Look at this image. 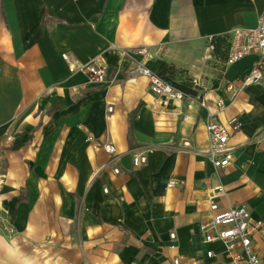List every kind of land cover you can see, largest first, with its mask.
<instances>
[{
  "label": "crops",
  "instance_id": "crops-1",
  "mask_svg": "<svg viewBox=\"0 0 264 264\" xmlns=\"http://www.w3.org/2000/svg\"><path fill=\"white\" fill-rule=\"evenodd\" d=\"M261 17L264 0H0V264H222L200 224L240 205L264 264V69L242 85L255 55L228 63L211 45ZM64 54L101 63L104 81ZM164 62L194 96L150 91L136 67ZM209 116L241 122L223 168Z\"/></svg>",
  "mask_w": 264,
  "mask_h": 264
},
{
  "label": "built area",
  "instance_id": "built-area-1",
  "mask_svg": "<svg viewBox=\"0 0 264 264\" xmlns=\"http://www.w3.org/2000/svg\"><path fill=\"white\" fill-rule=\"evenodd\" d=\"M229 48L226 61L228 63L236 62L246 55L254 54L255 59L247 75L242 80V85L258 83L263 78L264 69V17L259 19L257 26L253 29L238 28L228 35ZM144 56H149L145 48L138 50ZM62 57L68 62L71 72L80 71L86 74L90 83H102L104 81L105 67L95 61L89 63H80L71 60L68 55ZM136 70L145 76L149 83V89L158 96L180 99L184 93L175 88L172 84L159 77L155 71L144 65H137ZM202 105L205 106L204 103ZM216 105L223 107L222 100H218ZM110 110V108H109ZM241 122L238 119H231L226 124L217 121L212 116L208 117L205 129L208 135L207 155L210 157L215 168H223L231 162L233 155L227 146L230 131L239 129ZM189 142L184 141L183 146L188 147ZM103 149L114 154L113 145L105 143ZM218 155H221L218 157ZM146 158L142 155H136L133 158V165L137 166L145 162ZM114 172L118 173L119 169L115 168ZM174 184L173 181L168 183V187ZM220 191H215L210 195V209L218 210V204L215 197ZM260 226L250 215L245 205H240L230 209L217 211L212 214L211 218L200 224V230L203 233L205 242L218 241L223 244L227 261L222 264H260L259 256L253 251L252 235ZM173 236V234H171ZM208 257L213 256L212 251L207 252Z\"/></svg>",
  "mask_w": 264,
  "mask_h": 264
},
{
  "label": "trees",
  "instance_id": "trees-1",
  "mask_svg": "<svg viewBox=\"0 0 264 264\" xmlns=\"http://www.w3.org/2000/svg\"><path fill=\"white\" fill-rule=\"evenodd\" d=\"M229 39L227 35H221L215 37L211 40V45L213 46V55L225 61L227 58L228 48H229ZM182 73L174 68L173 65L168 63H161L156 70V74L161 77L166 82L172 84L175 88L181 90L183 93L188 95H195V91L191 88V84L189 81H182L177 83L174 80V77L178 74ZM188 82V83H187Z\"/></svg>",
  "mask_w": 264,
  "mask_h": 264
},
{
  "label": "rangeland",
  "instance_id": "rangeland-1",
  "mask_svg": "<svg viewBox=\"0 0 264 264\" xmlns=\"http://www.w3.org/2000/svg\"><path fill=\"white\" fill-rule=\"evenodd\" d=\"M211 64H215V62L211 59ZM217 73L220 74L221 64H219V67H217Z\"/></svg>",
  "mask_w": 264,
  "mask_h": 264
}]
</instances>
